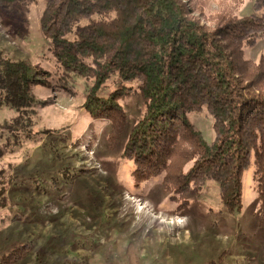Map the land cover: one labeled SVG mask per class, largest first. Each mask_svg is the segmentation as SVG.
I'll return each mask as SVG.
<instances>
[{
	"label": "rangeland",
	"instance_id": "obj_1",
	"mask_svg": "<svg viewBox=\"0 0 264 264\" xmlns=\"http://www.w3.org/2000/svg\"><path fill=\"white\" fill-rule=\"evenodd\" d=\"M254 1L242 0L232 15L252 14ZM220 3L209 0L204 15L216 21L232 6L228 0ZM43 8L44 0L0 6V49L59 77L40 30ZM262 57L264 37L235 61ZM47 80L32 88L44 104L34 110L28 138L21 135L13 143L3 127L16 113L0 106V147H6L0 157L5 177L0 257L24 245L13 264H264V226L251 169L242 175L241 206L232 213L221 204L213 180L190 185L185 197L173 196L161 176L138 181L133 160L123 155L144 115L136 84L116 99L124 117L109 149L113 122L83 107L84 80ZM113 88L108 80L98 95L107 97ZM187 120L204 141L213 140L212 117L204 107L188 113Z\"/></svg>",
	"mask_w": 264,
	"mask_h": 264
},
{
	"label": "trees",
	"instance_id": "obj_2",
	"mask_svg": "<svg viewBox=\"0 0 264 264\" xmlns=\"http://www.w3.org/2000/svg\"><path fill=\"white\" fill-rule=\"evenodd\" d=\"M34 1L0 0V6ZM228 1L232 6L219 12L217 24L213 15H204L209 0H44L40 30L60 74L48 76L0 49V106L16 113L3 128L13 143L21 135L28 138L34 110L44 104L32 88L47 79H83V107L91 116L111 117L112 149L124 117L116 99L135 83L144 115L123 155L133 160L136 180L161 176L175 197L213 180L221 204L232 213L241 206L242 175L251 169L264 226V58L235 61L264 37V0H255L253 13L242 18L232 15L242 0ZM108 80L113 90L99 96ZM203 107L212 117L210 143L187 120ZM4 153L0 147V157ZM4 178L0 169V202ZM22 246L2 255L0 264L15 263Z\"/></svg>",
	"mask_w": 264,
	"mask_h": 264
}]
</instances>
